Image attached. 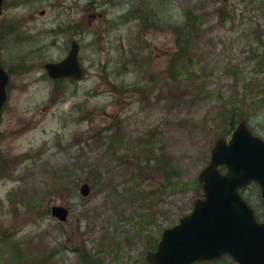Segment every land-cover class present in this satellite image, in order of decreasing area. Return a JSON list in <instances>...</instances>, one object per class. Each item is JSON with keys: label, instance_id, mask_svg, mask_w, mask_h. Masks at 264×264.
Here are the masks:
<instances>
[{"label": "rangeland", "instance_id": "374dc122", "mask_svg": "<svg viewBox=\"0 0 264 264\" xmlns=\"http://www.w3.org/2000/svg\"><path fill=\"white\" fill-rule=\"evenodd\" d=\"M20 2L1 16L13 71L0 117V264H90L81 254L148 264L151 240L200 197L192 183L225 132L223 111L236 101L264 138V0ZM72 40L85 76L53 82L44 64ZM246 193L263 219L259 185Z\"/></svg>", "mask_w": 264, "mask_h": 264}, {"label": "water", "instance_id": "95a60500", "mask_svg": "<svg viewBox=\"0 0 264 264\" xmlns=\"http://www.w3.org/2000/svg\"><path fill=\"white\" fill-rule=\"evenodd\" d=\"M1 2V0H0ZM79 44L72 42L67 56L45 64L51 77L81 79L84 70L78 58ZM8 72L0 65V110L6 101ZM226 166L227 171L220 170ZM204 191L193 210L178 224L166 228L155 251H148L150 264H192L229 254L239 264H264V222L239 188L251 180L260 183L264 201V139L256 136L245 121L239 123L229 140L220 138L212 149L209 164L198 176ZM88 183L81 187L83 195ZM53 214L67 219L68 209L54 206Z\"/></svg>", "mask_w": 264, "mask_h": 264}, {"label": "trees", "instance_id": "16d2710c", "mask_svg": "<svg viewBox=\"0 0 264 264\" xmlns=\"http://www.w3.org/2000/svg\"><path fill=\"white\" fill-rule=\"evenodd\" d=\"M193 20H195V19L193 18ZM191 21H192V19H191ZM180 27L177 28V40H178V43H180L181 39H186L184 37L185 28L182 27V26H180ZM180 50H184V47L181 46V45H180ZM183 58H184V56H183V54H181V55H176L173 59H171V62H170V65H169L170 70L173 71V69L177 67V62L179 60H182ZM61 90H62L61 86L57 85L56 91H61ZM225 111H226L225 113H222L223 114V123H224V128H225V132L223 133V135H228L235 128L236 124L240 121L242 116L239 114L238 108L236 107V101L231 104V107L229 108V110L226 109ZM164 158L168 159L169 157L168 156H164V157H162L160 159L159 165L161 166V168H165L164 167V163L170 161V159H169V161H165ZM150 162H151V160H146V164L148 163V165H149ZM4 166H7V165H4ZM170 171L174 173V170H170ZM191 188H193V190L195 191L196 195H200L201 187H200V185H199V183H198V181L196 179L193 180ZM245 197H247V199H248L247 195H245ZM158 240H159V238L151 240V242L149 243V246H148L149 249L156 248ZM80 257H81L82 261H84L86 263L93 264V262L88 260L85 255L81 254ZM206 263L207 264H221V263H223V264H233L232 259L230 257H228V256L224 257L221 260H213V261H209V262H206ZM199 264H201V263H199Z\"/></svg>", "mask_w": 264, "mask_h": 264}, {"label": "flooded vegetation", "instance_id": "af4514ba", "mask_svg": "<svg viewBox=\"0 0 264 264\" xmlns=\"http://www.w3.org/2000/svg\"><path fill=\"white\" fill-rule=\"evenodd\" d=\"M18 4H20V0H3L2 11H4L7 6L11 8L13 5L16 6ZM2 14L0 15V32H4V28H5L4 26L5 23L2 20L3 17H1Z\"/></svg>", "mask_w": 264, "mask_h": 264}]
</instances>
